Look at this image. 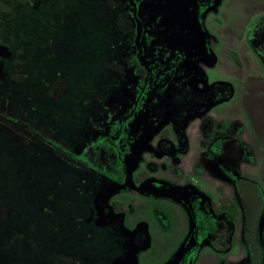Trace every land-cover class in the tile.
<instances>
[{
    "label": "rangeland",
    "instance_id": "rangeland-1",
    "mask_svg": "<svg viewBox=\"0 0 264 264\" xmlns=\"http://www.w3.org/2000/svg\"><path fill=\"white\" fill-rule=\"evenodd\" d=\"M133 1L33 0L18 17L21 37L0 45V111L81 159L0 126V264H184L196 236L188 264H248L240 226L227 243L209 242L213 214L198 213L193 231L184 205L199 188L216 202L234 189L246 203L258 196L264 213V0H135L136 12ZM148 10L153 38L181 24L167 45L188 54L194 69L180 67L179 89L195 95L147 102L128 124L132 142L119 141L117 169L112 144H92L133 102L125 61L142 45ZM193 51L210 59L189 61ZM212 143L238 165L237 176L225 172L233 184L207 158ZM168 200L184 204V230L182 209L160 208Z\"/></svg>",
    "mask_w": 264,
    "mask_h": 264
},
{
    "label": "flooded vegetation",
    "instance_id": "flooded-vegetation-1",
    "mask_svg": "<svg viewBox=\"0 0 264 264\" xmlns=\"http://www.w3.org/2000/svg\"><path fill=\"white\" fill-rule=\"evenodd\" d=\"M197 2L198 0L195 1L196 8L198 5ZM135 3L137 5L138 1L134 0V5ZM149 10L147 13L149 19L145 20L142 17L140 18V20L138 19L140 22L139 25L141 26V31L143 30L141 34L144 39L142 41V45H139L140 42L138 38L136 43L133 45V50L139 47L138 53L132 50L134 53H132L128 61H125L126 67H129V69H133V73L136 75L137 78L135 80V84L133 85V91H134L133 102L131 105L129 104V106L126 108L128 109L127 111H124L123 114H120L118 117L115 118L116 120H114L112 125L106 130L107 132L105 136L98 137L96 141L92 144V147L94 148L95 143H97L99 146L96 145L95 149L97 148L98 150L100 149V147H103L104 143L106 142L112 144L113 151L116 154V160H117L116 168L118 167L117 165H120V167L121 165L123 166V157H122L123 154L119 147V141L122 140L124 143L126 142L127 144L132 142L134 136L128 134L129 131L128 124L133 119V117L144 108L147 102L150 101L151 103H153L154 108L155 107L157 108L159 101H166L168 104L170 102H168L167 100L170 99V97L172 99V96L174 95H175V101H177V103L179 102V104L182 102L183 98L185 99V101H188L190 99L193 100V96L195 95V93H192V90L188 91L190 90L188 87L189 75L185 80L187 81L186 84L188 90L184 91L182 88L179 89V87H181L180 80H182L181 79L182 76L180 75L179 72L180 67L181 69H192V70L194 69V66L191 67V65H186L187 62L186 58L188 54L183 53L184 51L180 49L177 51H175L176 49L174 51H169V46L167 45V40L169 38H167L166 33L171 29L172 26L174 27V31L176 29V32H178L177 30H179L181 24L172 25V26L165 24L166 26H164L163 28L161 37L153 38L152 35L150 34V31L148 30V27L145 26L146 25L145 23L148 22L149 25L151 21L157 20V15L156 17L154 16V18H152L151 16H149ZM157 46L160 47L159 52L157 49H155L157 48ZM152 50L154 51L152 52ZM196 50H199V47H197ZM141 51L143 52L142 60L140 59L139 56ZM192 54L193 55L192 57H190L189 61L195 62L199 58L204 57V55H206L207 61L210 59L209 55L205 53V51L204 53H201V51L200 52L193 51ZM149 69H158L154 73L155 77L154 76L153 78L150 77ZM191 74L195 75V72L192 71L190 75ZM167 84L174 86V91L171 94L170 93L166 94L167 89L165 86ZM186 94H188L187 99L186 97H184ZM201 94L202 93L199 92L198 94H196V96H199ZM180 98L181 100L178 101ZM173 107L176 106H172V108ZM151 115L153 116L152 118L156 122L159 120V114L157 112L156 113L151 112ZM175 120L180 125L184 121L182 118L179 117V114L177 115L175 114ZM163 132L166 133V131ZM103 137L104 140H107L106 142L103 141L97 142L98 139L102 140ZM212 145L213 143L208 145L207 147V158L210 159V162H212L214 169L218 172V174H220L224 179H226L227 181L233 184V181L225 177V172L228 171L230 172V174L237 176L239 173L237 168L238 165L233 161H231L230 159H227V155L224 153L223 150L220 153H216V151L214 150L215 148ZM220 167H224L226 171H223ZM146 176L150 177L151 175L148 173V175ZM115 180L116 182L121 181L119 179L117 180V178ZM154 185L158 187L161 184L158 182H154ZM196 188L197 189L199 188L198 185H196ZM199 190H196L194 196H192V198L190 199H187L186 204L183 205L185 206V208L187 207V209L193 213L196 220V226L198 225V218H197L198 213L209 212L213 214V217L216 220L215 223L217 225H213V226L211 225L212 232L207 233V235L210 237L207 238V241H210L212 237L215 240V242L219 241V242L227 243L228 241L233 239L238 225L240 226L241 238L246 246L248 264H250V251L247 242H249V245L254 243L259 246V252L261 253L260 262L261 264H264V246L262 240L264 236L261 231V225H246L247 220H249V217L251 215L249 211L250 207L253 206L255 203L257 206L261 204V200L259 199V197L254 196L255 199L250 200L249 202L247 201L246 203V201L244 202V200H242V198L238 196V194H236L235 190L233 189L231 195H226L224 193L222 196L223 199L218 200L216 202L212 200L211 197H207L205 193L202 191V189L199 188ZM207 207H209V210L207 209ZM257 214L258 215H255L256 223H258V219L260 218L259 217L260 213L258 211ZM202 237L204 238V236ZM202 237L196 236L195 240L197 239V241H201Z\"/></svg>",
    "mask_w": 264,
    "mask_h": 264
},
{
    "label": "trees",
    "instance_id": "trees-1",
    "mask_svg": "<svg viewBox=\"0 0 264 264\" xmlns=\"http://www.w3.org/2000/svg\"><path fill=\"white\" fill-rule=\"evenodd\" d=\"M17 3H18V7L15 5ZM32 3H33V0H18V2L10 0V2L9 1L0 2V45H3V44L9 45V43H15L17 42V39L21 37L18 35L23 34L24 30H23V27H21L22 28L21 30H20V27H18V17L20 13L22 12V10H24L25 6L28 4L30 7ZM134 7H135V12H136V3ZM136 16L137 15H135V18ZM118 20H121L120 17ZM252 27L250 31H252ZM259 33L260 35H258V37L262 38L263 39L262 41L264 42V31H261ZM256 47L258 48L259 52L261 51L264 52V48L262 46L261 47L256 46ZM0 126H6L10 129L12 128V130L15 132L16 135H18V129H22L23 133L27 134L29 138L31 137V140L33 138H38L45 145L52 147L53 149L57 151H63L65 154L72 156L76 160L81 161V159L77 155L69 152L66 149H63L60 145H58V143L56 144L52 142L50 138L46 137L45 133L40 132L36 127L30 125V123L27 121H23L19 118L11 117L10 115L4 114L0 111ZM102 141L106 142L107 140H104V137L102 138V140H99V139L97 140V142H102ZM188 211L193 221V231H195L196 229L195 217L190 210ZM200 242L201 241H197L196 239L195 241L196 245L188 249V251L186 252L184 256V264H188L189 259L191 258V256L195 254V251L200 245ZM247 243H248V247L250 251V264H261L260 262L261 253L259 252V246L254 243L250 245H249V242Z\"/></svg>",
    "mask_w": 264,
    "mask_h": 264
},
{
    "label": "crops",
    "instance_id": "crops-1",
    "mask_svg": "<svg viewBox=\"0 0 264 264\" xmlns=\"http://www.w3.org/2000/svg\"><path fill=\"white\" fill-rule=\"evenodd\" d=\"M187 168H190V167H187ZM208 177L212 179V177H210V175H208ZM231 191L232 190H230V191L228 190V191L225 192V194L226 195H231V193H232ZM165 199H166V197H165ZM171 202H173V203L170 204ZM159 206H160V208L161 207L168 208L169 211L175 210L177 208H179V210L182 209L184 211V215H183V218H182L183 221L181 222V230H184L185 229L186 224H187V213H186V209L184 208L183 205H181L178 202L175 203L172 200L171 201L168 200V201H166L165 203H163L162 205H159ZM257 208H258V206L256 205V203L253 206L250 207V210L249 211H250L251 215L249 217V220H247V224L246 225H261V231H262V225H264V213H262V215L258 219V223H256L255 215H258L257 214ZM181 236H183V233L181 234ZM239 254H238V256H239ZM238 256H235L232 261H239L240 256L239 257ZM229 262H230V260H225V263L224 264H228Z\"/></svg>",
    "mask_w": 264,
    "mask_h": 264
},
{
    "label": "water",
    "instance_id": "water-1",
    "mask_svg": "<svg viewBox=\"0 0 264 264\" xmlns=\"http://www.w3.org/2000/svg\"><path fill=\"white\" fill-rule=\"evenodd\" d=\"M193 228V227H192Z\"/></svg>",
    "mask_w": 264,
    "mask_h": 264
}]
</instances>
